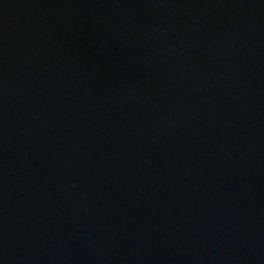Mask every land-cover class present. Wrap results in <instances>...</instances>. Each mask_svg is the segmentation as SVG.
Segmentation results:
<instances>
[{"label":"water","instance_id":"95a60500","mask_svg":"<svg viewBox=\"0 0 264 264\" xmlns=\"http://www.w3.org/2000/svg\"><path fill=\"white\" fill-rule=\"evenodd\" d=\"M0 264H264V0H0Z\"/></svg>","mask_w":264,"mask_h":264}]
</instances>
